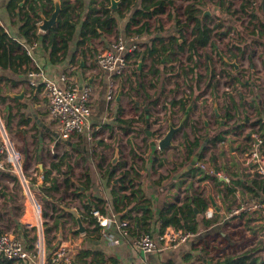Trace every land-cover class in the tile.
<instances>
[{"label":"crops","instance_id":"0c3cea01","mask_svg":"<svg viewBox=\"0 0 264 264\" xmlns=\"http://www.w3.org/2000/svg\"><path fill=\"white\" fill-rule=\"evenodd\" d=\"M9 1L10 0H0V25L5 29L12 39L24 42L25 44L23 45L30 46L31 43L25 42V39L20 35L19 28L22 23V15L20 10L18 8L11 9L9 6ZM16 1L18 6L25 5V8L21 10L22 12L27 10L29 3L35 4L33 0ZM70 1L75 2L77 8L71 15V24L74 26V35L69 42L68 50L63 56L59 55V57H52L50 55V50L46 49L44 45L39 43L40 41L38 40L37 44L31 48L29 53V69H41L46 77L56 82L59 86H64L68 83H76L79 86H91V114L89 115L88 119V130L81 135H70L65 138L59 134L56 123L50 119L48 115V101L44 95L42 87H34L29 84L27 72L23 71L26 69L27 65H19V56H17L15 59V69H9L7 71L0 70V75L6 77L4 80L0 81V98L3 101L0 103L4 104L5 102L10 101L9 104L7 103L5 105L2 115L6 118L9 111H11L13 115L9 124L6 121V128L9 130L13 140L16 143L15 150L20 155L21 167L20 172H14L10 167L0 168V217H3L4 213L10 216L11 224H13L12 229L15 232V236L25 245H27V242H25V236H35V238L38 237L40 227L37 223L38 226L36 228L31 222L32 220L37 219V212L34 211L32 213L33 206L29 202L30 200L26 205V198H31V200L38 208H40L41 211H43V208L46 209V207H52V209L54 207L56 209L53 210L54 212L47 213L45 211L47 214H49V216L45 218H50L43 219L46 221H51L52 227L56 228V226L53 224V220L54 217L60 216V223L57 227V229L60 230L56 234L58 236L57 238L55 237L56 239L54 241L53 239L50 241L48 238H46L44 250L47 254L52 252L57 247L62 246L67 248L68 252L72 256L77 249L86 247L90 249L101 250L106 254L114 256L115 264H219L218 262L222 260L223 256H214L212 254L214 252L213 248L215 250L217 249L216 244H214V237L218 235L224 236L225 234L223 229L231 227V224L234 220H236L237 223L234 226L242 227L243 222L247 218V212L252 211L250 208H242L237 212V208H232L230 212H227L225 208L221 207L220 201L216 199L215 206H211L210 203L208 206L209 208L206 209L211 210L213 213L212 218L214 217V219L210 225L205 226L203 223H200L195 236L178 247H164L160 242L157 241L156 248L149 253H145L133 247L131 243V239L133 238L131 232L133 228L130 230L127 237L121 235L119 231L113 227L109 228L105 234L99 230L101 234L100 239H95L92 236H88L85 232L79 233L74 230L77 226L75 219L71 214L66 212L61 207L62 205L74 207L77 209V211H79L82 210L84 202H89L91 199L96 202L97 199H100V207H105L107 212L116 213L120 217L124 216L131 222V216L133 217L135 215H140L142 212V209L137 208L138 206L134 207V205H142L143 210H145L148 207L146 204H149L150 212L154 214V217L152 220H150L149 224L147 223L144 226H141L140 224L137 229L139 232H144V228H146L148 229V232L146 233H149L152 237L157 239V236L160 233V222L157 221L159 211L167 206V204L170 202L180 203L182 200L173 197L174 191H178V189L175 190V187L178 186L185 195V186L190 180H192L193 188L201 194L202 192L196 188L194 183L195 179H198L199 177L198 172L183 173L175 180L176 185L173 183L170 188H166L170 189V192H162V190L165 189V184H168L172 178L170 175L169 178H167L168 170L173 169L174 166H178L182 162L184 163L183 166L187 164V162L184 160V156L186 155L184 140L179 143L181 146L176 144L178 134L180 135L183 132L188 133L185 127H182V130L180 131L181 133L177 131L174 134L170 147L161 151L157 148L153 149L151 147L152 140H156L158 135L155 134L157 131L155 129V122L152 120V116L149 112L150 106L152 105L148 102L152 98H157V95L160 91L159 83L161 84L164 76L169 75V68L166 67V63L169 62V57L176 55L178 51H182L187 48V46L183 45L182 50L178 49V46L183 42L179 36L182 35L186 38L184 30L179 32L180 27L177 24V21L185 22V15L182 13L183 5L180 3V0L174 2L173 7H165L164 10L157 15L159 21L155 20L156 16L154 15H151L149 19H146L149 22L150 27L148 32L142 34H136L134 32V29L139 26L140 23L134 24L131 22L134 11L137 8H140V0H136L135 3L132 4L131 7L124 13L123 17H118L117 27H114L112 32L98 30V34L96 36L82 43H79V41L82 39L80 36V28L82 26L83 20L88 17L87 15L89 10L95 5L93 2L94 0ZM198 1L201 5V20H205L206 22L217 20L226 23L229 27L238 26L236 20L232 16V5L228 3V0ZM250 1L251 4L254 2L253 0ZM103 2L105 4L107 3V7L110 12L115 11V9L109 7L110 0L107 2L106 0H103ZM121 2L122 0L118 4V7L121 6L122 8L124 4ZM248 2L249 0H239L242 10L245 11V9L242 8V5L247 6ZM95 7L100 8V6L97 4ZM43 9L44 11L49 12V15H44L41 11L40 13L44 17L48 18L53 11L52 0H50V2H45ZM129 21L130 26L129 29L126 30ZM50 29L43 31L40 30L37 25L36 34L42 38L43 35ZM238 31L241 32V30ZM241 33L245 38L248 37L252 39L255 36L258 37L257 32ZM115 35L127 40V42H129L131 37L135 35L137 36L138 49L134 51L133 54L129 55V58L132 57V62L136 63V66L133 68L134 74H140L141 72L143 75H147L142 70L143 61L150 59L151 63L149 68H151L152 60H157L156 54H154L152 57L148 56L147 50L150 47L155 46L159 50H161V47L166 48V51L160 55L161 62L156 61L154 63L153 69H156L158 72H156L154 75L149 73L151 76L149 86L153 88V91L144 86V76L142 79L140 78L141 83H137V92L144 99L142 111H145L144 109L149 107V128L146 127L145 113L142 112V116L140 115V111L136 114L138 117L141 116V119L145 125L142 127V129L137 130V132L144 135V141L148 143V149L145 153L141 152L142 149L136 148L135 145L137 144L135 143H138V139L132 136L134 130L139 128V126L136 127L133 124H138L140 118L137 121L132 122V125H130L127 123L130 122V120L123 118V111L117 109L120 107L119 105H122L123 101V93L121 92L120 87L116 88V92L114 93L112 100L107 99L109 73L103 70L97 62L98 52L109 48ZM243 44L247 45V42H239L238 47H243ZM159 52L160 51H158V53ZM224 62H226L225 59ZM135 68H137L136 71ZM63 76H65V79H63ZM248 84H250V82H248ZM118 90L120 91L119 99H117ZM21 93H23L22 97L13 96L14 94ZM198 98H201V96H198ZM157 102L160 103L159 98ZM138 103L139 102L136 100L135 106L138 107L137 110L140 109ZM257 107L259 109L257 119H260V121L264 124V107L261 105V103H259ZM214 113L216 116H218V113L215 111V109ZM23 116L24 118H27V122L22 120ZM168 120L169 119L167 118V121ZM174 122L175 120L172 119V123ZM247 122L248 119H243L241 121L238 120V116L236 114H234L233 117L228 121V125H224V122H221L222 128L226 129L228 133L225 135V139L223 141L215 142V144L228 142L230 149V159L232 157L234 160L233 164H231L227 159L224 160L226 162L222 161V159H224V154L226 153L224 148L220 152V159L218 160L219 169L225 171L229 175V178H233V174H236L235 178H240L242 182L250 181L252 178H250L249 174L246 172L247 166L243 163L245 158L239 157L237 155L236 149L238 146L232 145L235 141L233 142V140L228 137H233L232 133H235L234 131L237 129H250L251 123L248 124ZM238 123H243V126L240 127ZM244 125H247L248 127H244ZM246 133L249 135V131ZM58 136L61 138L60 141L64 142L66 146L64 152H62L60 155L66 156L63 160L61 156H55L50 163L47 161L45 163L42 156L44 153L53 152L56 142L55 139ZM189 137L193 140V136ZM73 139L80 140L73 141ZM205 139L209 140V137H206ZM80 141L84 144L87 141V145L82 146ZM236 141L238 142L237 139ZM126 142H129V146L131 147L129 155H131L132 158L130 161L125 158H120L119 153H117V159L113 161L115 151L119 152L120 148L122 147V143L125 144ZM95 146H105V150L108 151L111 149L113 150V154L109 161L106 152L103 153L104 161H100L96 157L93 162V167L88 162L80 161L79 163L77 161L78 165H75L73 176L69 180V183L74 184V186L69 185V187L65 189L69 197H74V199L79 202L78 205L71 204L65 200V196L55 193L56 191H59L60 187L57 175L60 174L63 166H66V164H69L72 167L69 160L68 162L65 161V164H63L62 161L69 159L67 155L70 154L69 151H71L72 148H74L76 152H81V154H84L85 158L83 159H87L86 157L88 154V158L90 160L89 152L91 151L86 152V150ZM178 148H182L184 156L181 157L179 163L171 159V163H169L172 166L170 168L165 161L166 155L169 154L170 151L174 149L177 150ZM136 154H139L140 156H137ZM160 159H163L165 164H160ZM209 159H212L214 164L217 161L214 160L213 155H211L210 158L204 156V161L207 164ZM53 162H61L62 166L60 167V171H57L51 166V163ZM132 162L138 168L139 174L133 173V171L130 169V164ZM250 165L254 164L251 162ZM87 166L90 168L89 170ZM183 166L179 167V169L181 170ZM227 166L233 167L234 170L230 171ZM112 167L115 169V176L109 180L108 172L113 169ZM79 168L81 169L82 175L79 174L81 177L79 176L80 178L77 179L78 177H76V171ZM122 168H125V170L129 171V174L126 176L127 178H133L130 185L134 189L140 190L138 196L134 200L130 199L127 204H124L121 199L123 192L128 193V191L120 190L121 185L128 186L127 181L120 182V171ZM215 169H218V167H215ZM87 173L90 174L91 177L90 184L88 185V183H86V186L88 185V189H86L85 185L80 183V181L85 182V174ZM175 173L176 172L173 174ZM160 175L166 178L161 180L159 184H155L154 181H158ZM65 177L66 175L63 177L64 186ZM165 181H167V183H165ZM77 183L82 187V189L77 186ZM210 186L211 182L208 180H206V182L201 181L200 187L203 190V197H208L209 194L213 197L211 190H209ZM75 187L78 188L77 194L75 193ZM161 187L163 189H160ZM17 189L18 191L20 189L22 194H25V198L23 199L21 206L17 205L14 201L16 198L14 190ZM71 189L73 190L70 192ZM237 189L240 191V195L248 194L251 197L249 199H260L262 196L259 195L252 197L251 194L247 192V190H244L242 185L238 186ZM112 190H114L115 193L111 192ZM238 195L239 194H237V197ZM18 210L21 212H18ZM17 213H19V215ZM200 216V221H202L203 218L206 220L210 219L206 217L205 212ZM259 216V220H264V216L262 214ZM258 217L252 216L251 218L255 220L258 219ZM83 224L84 226L86 225L85 223ZM41 225H43L42 218ZM67 225L69 226L67 227ZM255 226L258 228L261 227L259 225V221L257 224H255ZM3 230L4 226L0 221V233H3ZM34 230L36 231L34 232ZM64 230L66 232L65 234H63ZM111 235L115 238V241L110 238ZM225 240L228 244L232 243V239L230 237H226ZM242 252L243 251H240L239 253ZM12 262L18 263L19 261Z\"/></svg>","mask_w":264,"mask_h":264},{"label":"rangeland","instance_id":"374dc122","mask_svg":"<svg viewBox=\"0 0 264 264\" xmlns=\"http://www.w3.org/2000/svg\"><path fill=\"white\" fill-rule=\"evenodd\" d=\"M253 1L254 2H252V4L250 3L251 1L249 2V4H247V8L244 11L240 7L239 0H228V3L232 5V16L237 22V27H229L226 23L217 20L212 22L207 21V24L212 29L211 43H209L205 47H197V56L195 62L192 60H188L189 51L186 48L182 51H178L175 56H171L172 59H169V62L166 63V67L169 68V75L164 76L161 84L159 83L160 91L157 95V98H159L160 103L158 102V105L156 104L150 106V110L149 107L147 108L152 116V120L155 122V129L157 130L156 132H161L160 135H158V138L166 132L168 121L172 122V119H174L175 122L173 124L177 125L179 120L181 119L184 110H182L179 104H177V100L180 99L189 98V103H191L192 106L190 108L189 115L184 121V123H186H183L182 126L185 127L188 133L183 132L180 135L178 134L176 144H179L182 142V140H184L183 134H186L188 137L193 136L192 126H194L197 133L201 136H205V134L207 133L210 136H213L217 131L223 129L221 126V122H225L224 116L227 112L233 115L236 114L238 116V120L240 121L243 119H248V124H252V122L257 119L259 112L257 105L261 103V105L264 107V32H261V30L264 29L260 26V19L264 21V16L259 5L261 0ZM253 9L256 10L257 14H250V11H252ZM191 29L192 25L189 24L188 27L184 30L187 41H190L193 38ZM255 29L257 30L256 32L258 37L255 36L251 39L242 36L241 32L249 33ZM238 30H241V32ZM118 38L120 37L115 35L112 42L116 41ZM239 42H247V45L243 44V47L239 48ZM224 59L226 62H224ZM150 63V59L144 60L142 63V70L145 74H147L143 77L144 86L152 90L153 88L149 86L151 80V76L149 74ZM135 66L136 63L132 62L131 57L129 61V68L126 74L119 79H115L116 88L120 87V90L123 93L122 105H119L120 107L117 109L123 111V118L129 119L131 123H127L130 125H132V122H135L140 118L138 124H133L136 127L139 126V128L135 130L133 129L134 133H132V136L138 139V143H135L137 144L135 145L136 148L142 149L141 152L145 153L148 149V143L144 141V135L137 132L138 129H142V127L145 126L143 120L141 119V114L142 112L145 113V111H142V107L144 106V99L137 92V74L133 73V68ZM197 75H199V78H197ZM248 82H250V84H248ZM198 96H201V98H198ZM136 100L139 102V110H137L138 107L135 106ZM0 102H3L1 98ZM7 103L9 104L10 101L5 102L4 104L0 103V138H2L4 134L7 135L8 139L11 141L12 147L15 149L16 143L13 140L11 133L6 128V121L9 124L13 115L11 111L8 112V116L6 118L2 115ZM214 107L216 108L218 116H216L214 113ZM139 111L141 116L138 117V115L136 114ZM167 118L169 119L168 121ZM247 125H244V127H248ZM256 128L257 126H255V128L253 129H237L234 131L235 133H232L233 137H228L232 139L233 142L235 141L232 145L238 146L236 150L239 157H244V153L241 150L244 148V146L249 144V140H245L244 135L247 134L246 132L248 131L254 132ZM181 130L182 128L178 132L181 133ZM60 139L61 138L59 136L55 139V148L52 153L43 154L42 157L45 163L46 161L50 163L55 156L60 157V154L64 152L66 146L64 142L60 141ZM236 139L238 140V142L236 141ZM75 140L79 141L80 139H73V141ZM80 144L82 146L87 145V141L85 144L80 141ZM121 146L122 147L120 148L119 152H117L119 153V157L122 159L125 158L130 161L132 156L129 155V151L131 149V147L129 146V142H126L125 144L122 143ZM179 146L181 145L179 144ZM91 148L86 150V152L91 151L89 152L91 161L88 158V154L86 157L87 159H83L85 158L84 154H81V152H76V150L72 148L71 151H69L70 154L67 155L69 159H65L64 161H62L63 164H65V161L68 162L69 160L74 171L75 165H78L77 161L79 163L80 161L88 162L93 167V162L96 157L98 158V160L104 161L103 153L106 152L109 161L113 154V150L109 149L107 151L105 150V146H95L92 148V150ZM203 148H205L203 150V158L198 161V164L202 166L204 165L203 169L205 171L207 170L209 174H214L216 176H219L220 174L221 176H225L228 179V182L222 180L221 178L220 180L231 184L229 175L225 171L219 169L218 162V160L220 159V152L225 148L224 150H226V153L224 154V159H222V161L226 162L224 160L227 159L231 164L234 163L232 157L230 159V149L228 142H222L220 144L207 143ZM211 155H213L215 161L217 160L215 164L214 161L212 162V164L210 163V161L208 162V164L204 161V156L210 158ZM182 156H184L182 148H178L177 150L174 149L166 155V164L171 168V159L179 163ZM215 167H218V169H215ZM227 167L230 171L234 170L233 167ZM87 168L88 170L90 169L88 166ZM65 171L66 166H63L62 171L57 175L60 187L59 191H56L55 193L60 194L61 196H65V200L67 202L78 205L79 202L74 199V197H69L67 191L65 190L66 188L63 184ZM179 171L180 169L177 170L176 173ZM76 172V177H78L77 179H79L81 177L80 175H82L81 169H77ZM173 175L174 174H171L170 176L172 177ZM249 177L256 178L250 175ZM208 181L211 182L209 190H211L213 194V200H219L221 203V207H223L214 180L209 179ZM175 182L176 181H174L173 183ZM165 183H167V181H165ZM194 183L196 188L203 194V190L200 187L201 181L195 179ZM160 189L163 188L161 187ZM176 189H178V191H174L173 197L176 199H182L184 193L181 191V189H179L178 186L175 187V190ZM26 190L28 191L27 188ZM72 190L73 189H71L70 192ZM162 192H170V189L165 188L162 190ZM14 193L16 195L14 201L17 205L21 206L23 199L25 198V194H22L20 189L19 191L18 189L14 190ZM235 194L236 203L234 205H231V208H237V205L240 204L245 208H250V210L252 211L247 212V218L243 222L242 227L234 226L235 224H237L236 220H234L231 224V227L223 229V232L225 234L224 236L218 235L214 237L213 240L214 244H216L217 246V249L215 250L213 248L214 252L212 254L214 256H223L224 258L225 256L238 254L240 251L244 252V250H248L253 247L257 248L255 252L256 254L260 256L264 255V220H259V215L263 214V212L259 210L255 211L256 209L254 210L253 208L254 202L258 200L249 199L251 197L248 194L240 195V191L238 189ZM237 194H239L238 197ZM207 198L209 199V196ZM260 199H264V193ZM28 201L29 199L26 198V205L28 204ZM45 211L47 213L54 212L52 207H46V209L43 208V211H41V218L43 222H45L42 225L43 243H45L46 238H48L50 241L53 239L54 241L58 236L56 234L60 230H58L57 228H53L51 221H46L43 219L47 217L46 215H44ZM18 212L21 211L18 210ZM17 214L19 215V213ZM252 216L259 217L258 219L254 220L253 218H251ZM0 221L4 226L3 233H8L12 236H15V232L12 229L13 224H11L10 216L4 213L3 217H0ZM258 221L259 225L261 226L260 228L255 226ZM31 222L37 228V223L39 224L38 220L34 219ZM86 225L85 227H87ZM68 226L69 225H67V227ZM35 231L36 230H34V232ZM65 233L66 232L64 230L63 234ZM226 237H230L232 239L231 244H228L226 242ZM36 241V254H40L42 247L39 245L38 240Z\"/></svg>","mask_w":264,"mask_h":264},{"label":"trees","instance_id":"16d2710c","mask_svg":"<svg viewBox=\"0 0 264 264\" xmlns=\"http://www.w3.org/2000/svg\"><path fill=\"white\" fill-rule=\"evenodd\" d=\"M35 4L29 3L27 10L21 11L25 8V5L18 6L17 1L10 0L9 6L11 9H19L20 13L22 15V23L20 25V35L25 39V42L31 43L32 42H38L44 45V47L48 50H50V55L52 57H59V55H64L69 47V42L73 38V32H74V26L71 24V15L73 12H75L77 6L75 2H71L70 0H61V11L59 14L58 21L55 26H53L48 32H46L43 37L41 38L38 34H36L37 31V22L41 19L40 18V11L43 12L44 15H49V12L44 11L43 7L45 6V2H50V0H33ZM94 0V4L99 5L100 8H96L95 5L92 6V8L88 12V17L83 20L82 26L80 28V36L81 41L79 43H82L86 40H90L92 37L96 36L98 34V30H105L106 32H112L114 27H117L118 23V17H123L124 13L131 7L132 4L135 3L136 0H122L123 7L119 6L115 11L110 12L107 3L105 4L103 0ZM109 0H106V2ZM177 0H140V8H137L131 18V22L134 24L140 23L139 26H137L134 29V32L136 34H142L145 32H148L150 24L146 19H149L151 15L156 16L155 20L159 21V18L157 15L164 10L165 7L170 6L173 7L174 2ZM250 2V0H249ZM248 2V4H249ZM180 3L183 5L182 13L185 15V22L177 21V24L180 27V31L185 30V28L188 27L189 24L192 25V35L193 38L190 41H186V38L182 35L179 36L182 39V44L178 46L179 50L183 49V45L187 46V49L189 51L188 60L196 61L197 56V47H205L209 43H211V34L212 29L209 27L207 22L205 20L200 19L201 14V5L198 0H180ZM52 8V7H51ZM242 8L246 10L247 6L242 5ZM51 12V10H50ZM99 13V14H97ZM250 14H257L256 10L253 9L250 11ZM138 18V19H136ZM130 21L127 25L126 30L129 29ZM260 26L264 29V21L260 19ZM257 30L251 31V33H255ZM261 32H264V30H261ZM23 44L24 42L12 39L8 33L5 31V29L0 25V70H13L15 69V59L17 56H19L20 61L19 65L26 64V69H24V72H27L29 69V62L30 57L29 54L26 52ZM158 51H160L158 53ZM166 48L161 47V50L156 48L155 46L150 47L147 50L148 56L152 57L154 54L157 55V60H152L151 68H149V72L151 74H155L158 72L156 69H153L154 63L156 61H160V55L161 53L165 52ZM175 56V55H173ZM169 59H172L169 57ZM54 60V59H53ZM137 68H135V71ZM134 71V72H135ZM140 72V71H139ZM136 73V72H135ZM144 75L140 72V74H137V80L140 84V78L142 79ZM6 77H3L0 75V81L4 80ZM197 78H199V75H197ZM6 82V81H5ZM153 84V83H152ZM1 89V88H0ZM196 98V97H195ZM158 98H152L149 100L148 103L151 105H156L158 102ZM190 102L189 98L186 99H180L177 100V104H179L180 108L182 110H185L186 106ZM149 104V105H150ZM166 105V104H165ZM233 117L230 113H226L224 118L225 122L224 125H228V121ZM27 118L22 117V120L27 122ZM186 123V122H185ZM184 123V124H185ZM238 125L241 127L242 124L238 123ZM255 126H258L259 131L262 129L263 123L260 121V119H256L252 124H250V129L255 128ZM257 130V129H256ZM193 131V140L190 139L186 134H183L184 139V147L186 155L184 156V160L188 163L194 153L199 148L200 144L206 137H209V140L207 143L215 144V142H220L225 139V135L228 133L226 129H220L217 131L213 136H210L208 133L205 134V136H201L197 133L194 126H192ZM253 131V130H252ZM251 133V132H250ZM156 135H160V132H155ZM262 137V143L259 145V152L261 155H264V137L261 134ZM245 140H249V144L244 146L242 149V152H245L248 150L247 148L251 147L250 142L252 141V138L250 135L245 134L244 135ZM202 149L198 161H200L203 158V150ZM137 156H140L139 154H136ZM66 155L61 156L62 160L65 158ZM157 159V158H156ZM209 161L212 164V159ZM160 164H164L165 161L163 159H160ZM184 163H180L178 166H174L173 169L168 170V176L179 170V167L183 166ZM51 166L55 168L57 171L61 170V162H53L51 163ZM184 167V166H183ZM110 170L109 173V180L112 179L115 176V169ZM66 177L64 178L65 187L66 189L69 187V185H73L69 183L70 178L73 176V170L72 167L69 164H66ZM130 169L133 171V173L139 174L138 168L136 165L132 162L130 164ZM187 172H198L199 181H206L209 179L214 180V183L216 184L217 192L219 195V198L222 202L223 207H225L227 212L231 211V205H234L236 203V191L237 187L242 185L244 190H247L251 194L252 197L263 195L264 193V179H258V178H252L250 181L242 182L240 178H235L236 174H233V178L231 179V184L223 182L219 179V176H216L214 174H209L206 170H201L198 168H192ZM186 173V172H185ZM121 179L120 182L127 181L128 186L121 185L120 190L128 191V193L123 192L121 195L122 202L124 204H127L130 199H135L138 194L140 193L139 189H134L130 183L133 180L132 177L127 178L126 176L129 174L128 170H125V168H122L120 171ZM166 177L160 175L158 181H154L155 184H159L161 180H164ZM90 174H85V182L80 183L82 185L86 186V183L88 185L90 184ZM87 185V186H88ZM86 186V189H88ZM189 186V187H188ZM111 192L115 193L114 190ZM185 192L186 194L183 196L180 203L178 202H170L165 206L163 209L159 211V214L157 216V221L160 222V233L167 227H171L174 229H181L184 231H191L192 233L196 234L198 231V226L200 223H203L205 226L210 225L214 217L211 219L206 220L203 218L201 220L202 214L206 211L208 208L210 201L207 197H203V195L196 191L192 186V180L188 182L185 186ZM75 193H78V188L75 187ZM92 198V196H91ZM100 199H97V201H93L92 199L89 202H84L82 210H79L81 219L83 223L87 224V228L85 233L88 236H92L95 239H100L101 234L99 232V227L95 223V218L91 215V210L94 208H100L102 213H106L105 207H100ZM148 207L147 209L143 210L142 205H134V207H137L139 209H142V212L140 215L131 216V222L129 219L125 218L124 216L121 218L127 219L130 224L132 225L129 228V232L132 229V236L135 237L139 235L142 232H139L137 229L140 224L141 226H144L145 224H149L150 220L154 217V214L150 212V205L146 204ZM237 205V204H236ZM145 207V206H144ZM239 204L237 205V208H239ZM53 210H56L53 207ZM148 212V213H147ZM44 215L48 216L46 212H44ZM54 217V216H53ZM60 216L54 217L53 224L58 227L60 221ZM133 220V221H132ZM45 223V222H43ZM46 232V229H45ZM144 232H148V229L144 228ZM139 233V234H138ZM35 236L29 237L25 236V242H27L26 247L30 249H34V243H35ZM257 248H250L248 250H245L242 253L238 254H232L225 256L223 260L219 261V264H264V255H258L256 254ZM72 261L74 264H115V257L111 256L109 254L104 253L101 250H95L90 248H84L81 247L75 251V253L72 255ZM0 264H31L28 260H21L18 263H13L10 260H7L5 257L0 255Z\"/></svg>","mask_w":264,"mask_h":264},{"label":"built area","instance_id":"2783aa9c","mask_svg":"<svg viewBox=\"0 0 264 264\" xmlns=\"http://www.w3.org/2000/svg\"><path fill=\"white\" fill-rule=\"evenodd\" d=\"M41 20L37 22V25ZM37 42H32L30 46L23 45L26 52L29 54L31 48ZM138 49L137 36L130 38L129 42L123 38H118L112 42L109 48L103 49L97 54V62L103 70L109 73V87L107 90V99L112 100L116 92V78L123 77L129 68L130 54ZM29 84L31 86H41L44 95L48 101V115L52 119L59 130V134L65 138L70 135H81L88 130V119L91 114V86H79L76 83H68L64 86H59L56 82L46 77L41 69H33L27 73ZM65 79V76H63ZM254 132H249L252 138L250 142L251 147L244 153L246 172L258 179H264V156L259 152V145L262 143L261 134L264 137V124L259 131L258 126ZM252 162L254 165H250ZM204 168V165H200ZM10 167L14 172H20V155L11 146L7 135L0 138V168ZM219 177L228 182L225 176ZM33 206L32 213L37 212V219L39 222V234L36 237L39 245L42 247L41 253L36 254V240L34 243V250L28 249L26 245L17 237L8 233H0V255L10 261L28 260L33 264H74L72 256L67 248L59 246L50 253H45L43 243V232L41 225V210L36 204L29 199ZM253 208L263 212L264 216V199L256 198ZM209 208V207H208ZM245 208L243 205L237 208L236 212ZM28 211V208H27ZM91 215L95 218L96 225L100 228L103 234L113 227L125 237L129 234L130 222L118 216L113 212L102 213L101 209L94 208L91 210ZM205 215L212 218V211L206 210ZM195 236L191 231H184L181 229H174L171 227L165 228L158 234L155 239L149 233L142 232L131 239L134 248L149 253L156 248V242H160L164 247H178L179 245L189 241ZM110 238L115 241L111 235ZM39 246V247H40Z\"/></svg>","mask_w":264,"mask_h":264},{"label":"water","instance_id":"95a60500","mask_svg":"<svg viewBox=\"0 0 264 264\" xmlns=\"http://www.w3.org/2000/svg\"><path fill=\"white\" fill-rule=\"evenodd\" d=\"M121 0H110V8L112 9H117L118 4L120 3ZM53 2V11L51 13V15L47 18L44 17L41 13H39L40 17H41V22L39 23L38 27L40 30L43 31H47L48 29L52 28L53 26L56 25L58 18H59V14L61 11V2L60 0H52ZM260 9L261 12L264 16V0L260 1ZM235 65V64H234ZM23 93L21 94H14L13 96L15 97H22ZM120 95V91L118 90L117 92V99H119ZM192 104L189 103L187 105V107L185 108L183 115L181 117V119L179 120L177 125H174L171 121H168V127L166 132L160 136L159 138H157L156 140H152L151 142V147L157 148L160 151L164 150L168 147L171 146L172 144V139L174 134L179 131L182 126L183 123L185 121V119L187 118V116L189 115V111L191 108ZM216 111V108H215ZM145 118H146V127H150V122H149V114H148V110L147 108H145ZM149 133V132H148ZM208 139H205L199 146V148L197 149V151L194 153V155L192 156L191 160L177 173H175L170 182L168 184H166L164 186V188H169L173 182L177 179V177L181 176L183 173L189 171L192 168H198L201 169V166L198 164V158L199 155L203 149V147L205 146L206 142ZM117 159V151H115L114 157H113V161H115ZM116 181V180H115ZM77 186L82 189V187L77 183ZM209 201L211 203V206H215V201L213 200L212 196L209 194ZM66 212H68L69 214H71L73 216V218L75 219V222L77 224L76 228L74 229L75 231L79 232V233H84L86 231V227L83 224V221L81 219V215L79 213V211H77L76 208L74 207H69V206H61Z\"/></svg>","mask_w":264,"mask_h":264}]
</instances>
